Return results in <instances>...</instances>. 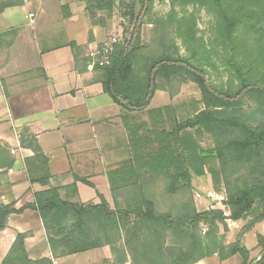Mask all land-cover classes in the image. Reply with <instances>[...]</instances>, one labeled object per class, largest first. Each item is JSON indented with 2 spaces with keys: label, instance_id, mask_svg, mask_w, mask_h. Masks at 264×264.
<instances>
[{
  "label": "trees",
  "instance_id": "obj_1",
  "mask_svg": "<svg viewBox=\"0 0 264 264\" xmlns=\"http://www.w3.org/2000/svg\"><path fill=\"white\" fill-rule=\"evenodd\" d=\"M73 1L85 5L92 23L97 13L109 16L115 2ZM167 3V15L151 20V0H130L129 4L120 0L125 6L121 18L133 28L129 42L113 47L108 66L95 68L97 82L114 103L126 113L148 116L147 121L129 114L122 117L131 160L108 175L113 207L100 194L96 204L61 200L57 188L49 184L48 159L33 136L22 134L20 146L33 153L24 162L28 180L47 189L34 194L33 204L18 210L14 203L1 204L0 231L7 227L10 215L30 209L42 220L54 257L108 246L119 264H125L127 256L130 264H195L212 256L219 262L237 256L240 264H264V234L256 236L259 254L255 259L241 244L242 236L264 220V0ZM22 4V0H0V13ZM201 10L211 17L207 39L198 36L193 13ZM144 18L155 27L158 48L154 51L141 42ZM220 67L226 80L215 83L208 72L217 73ZM187 83L194 84L200 94L201 109L192 116L179 120L172 106L148 110L157 91L173 98ZM206 136L212 142L210 150L200 144ZM211 157L217 162L212 180L222 186L228 216L221 210L198 212L195 208L192 179L204 176ZM14 160L0 144V170L11 168ZM77 182L93 187L75 176L74 190ZM160 184L165 196L175 199L165 212L158 208ZM257 209L236 240L225 244L219 225L227 232L226 220L244 222ZM24 239L25 234H16L1 264H50L30 261Z\"/></svg>",
  "mask_w": 264,
  "mask_h": 264
},
{
  "label": "crops",
  "instance_id": "obj_2",
  "mask_svg": "<svg viewBox=\"0 0 264 264\" xmlns=\"http://www.w3.org/2000/svg\"><path fill=\"white\" fill-rule=\"evenodd\" d=\"M22 1L21 6L0 13V144L15 159L11 168L0 170V205L14 203L18 210L33 204L34 194L47 189L28 180L24 162L33 153L20 146V135L26 134L36 139L48 159L49 184L57 188L61 200L96 204L100 194L113 207L108 175L131 160L122 117L138 113H126L114 103L97 82L96 67H88L89 50L107 41L112 22L97 13L92 23L85 5L73 0ZM28 14L34 15L32 25L26 19ZM71 44L76 47L72 49ZM158 93L164 92L157 91L152 102ZM119 147L124 159L114 157ZM75 176L93 187L77 182L74 190ZM96 180L102 181L104 193L96 187ZM17 233L25 234L30 261L119 264L108 246L54 257L42 220L30 209L10 215L7 227L0 231V264ZM83 254L86 256L78 263L76 258ZM213 257L195 264H209ZM127 260L125 264H130L128 256Z\"/></svg>",
  "mask_w": 264,
  "mask_h": 264
},
{
  "label": "rangeland",
  "instance_id": "obj_3",
  "mask_svg": "<svg viewBox=\"0 0 264 264\" xmlns=\"http://www.w3.org/2000/svg\"><path fill=\"white\" fill-rule=\"evenodd\" d=\"M123 1V0H122ZM128 4L130 3V0H124ZM152 2V9L149 14V17L151 20L154 18H164L168 11L169 6L167 3V0H151ZM120 0H115L114 7L112 11L109 13V16L106 12L100 13L102 20L105 18H109L111 20V26L110 31L106 35V40H108L111 36H123V33H126L127 35L124 38L130 39V32L133 29L132 27H129L126 20L121 18V12L125 8V6H122L119 4ZM189 12H192V9H188ZM197 18L196 24L198 31V36H204L205 39L209 36V27L211 23V17L206 14L204 10H201L199 12H193ZM109 26V27H110ZM129 27V28H127ZM155 27L153 24H148V19L144 18V23L141 25V42L145 45H148L151 49V51L156 50L157 45L155 44ZM105 40V41H106ZM176 44L180 48V54L185 55V50L181 45V42L179 39L175 40ZM220 72V74H219ZM219 72H208V76L211 81L218 83V80L220 78H223V80H226L227 74L225 71L223 72V69L220 67ZM162 92V91H161ZM153 100V99H152ZM200 100V94L196 88V86L192 83H187L185 85H182L179 88V93L173 97L170 98L167 92L164 93H158L155 95V100L151 102L149 108L150 109H156L163 106H172L174 113L176 117L179 120L185 119L187 117H190L194 114V110L201 109V105L199 104ZM148 108V110H150ZM138 118L137 120H145L147 121L148 116L145 113L137 114ZM128 137V134L126 132V138ZM120 137L118 139V145H120ZM201 146L205 150H210L212 148V142L210 139L206 136L201 140ZM124 150L119 147L117 149V153L115 154V158L122 157ZM130 161V160H129ZM124 163V160H123ZM217 170V162L214 157H211L209 161L207 162L204 171L205 174L201 178H193L192 179V186H193V195H194V201H195V207L198 212L207 211L210 209L213 210H221L223 211L225 216H228V211L226 210V207L223 206L222 202L225 199L224 192L222 190L221 185H215L212 180V172H216ZM96 184V187L98 188L101 193H104L105 189L102 187V181L96 180L94 182ZM157 194L159 196V205L158 208L160 211L165 212L168 208L173 207L175 205V199H170L169 197L165 196L163 187L161 184L158 188H156ZM173 200V201H172ZM258 209L253 212V215L251 214L246 221H237L233 222L230 220H226L227 225V232L224 231L222 225H219V234L224 235V242H233L236 240L240 230L247 225L248 221L253 218L254 215L258 213ZM201 230L204 232L206 230L205 225H201ZM258 234H264V220L260 223L255 224L252 229L245 233L241 238V244L246 247L247 249L251 250V259L257 258L259 254V249H256V236ZM90 256L92 253L89 254ZM86 255H80L76 258L77 262L80 260L82 261L83 258ZM78 262V263H79ZM209 264H240V258L239 257H232L229 260H227L224 263H219L215 257L213 259L208 261Z\"/></svg>",
  "mask_w": 264,
  "mask_h": 264
},
{
  "label": "built area",
  "instance_id": "obj_4",
  "mask_svg": "<svg viewBox=\"0 0 264 264\" xmlns=\"http://www.w3.org/2000/svg\"><path fill=\"white\" fill-rule=\"evenodd\" d=\"M33 14H28L26 19L29 24H33ZM129 42V38H124L121 36H111L106 42H104L101 46L91 48L88 52L89 58V69H93L95 67H105L109 65L110 55L115 45H127ZM13 153V151H12Z\"/></svg>",
  "mask_w": 264,
  "mask_h": 264
}]
</instances>
